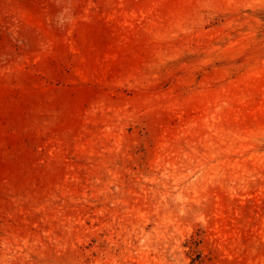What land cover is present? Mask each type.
Here are the masks:
<instances>
[{
    "label": "rangeland",
    "instance_id": "rangeland-1",
    "mask_svg": "<svg viewBox=\"0 0 264 264\" xmlns=\"http://www.w3.org/2000/svg\"><path fill=\"white\" fill-rule=\"evenodd\" d=\"M0 264H264V0H0Z\"/></svg>",
    "mask_w": 264,
    "mask_h": 264
},
{
    "label": "clouds",
    "instance_id": "clouds-1",
    "mask_svg": "<svg viewBox=\"0 0 264 264\" xmlns=\"http://www.w3.org/2000/svg\"><path fill=\"white\" fill-rule=\"evenodd\" d=\"M64 17H65V13L61 12L57 15L56 20H57V26L60 28H63V26L65 25V21H64Z\"/></svg>",
    "mask_w": 264,
    "mask_h": 264
}]
</instances>
